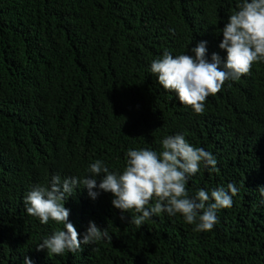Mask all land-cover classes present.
I'll return each instance as SVG.
<instances>
[{
    "label": "trees",
    "instance_id": "1",
    "mask_svg": "<svg viewBox=\"0 0 264 264\" xmlns=\"http://www.w3.org/2000/svg\"><path fill=\"white\" fill-rule=\"evenodd\" d=\"M242 2L0 0V264L26 256L33 264H264V61L207 97L202 115L150 71L165 50L191 54L201 41L209 62L213 53L223 61L222 29ZM175 134L217 160L216 171L201 165L189 178V196L239 188L210 231L166 212L137 226L131 217L140 213L81 186L64 202L68 220L79 240L94 222L111 243L59 256L36 250L63 225L27 215L23 200L34 186L56 175L84 178L97 160L122 174L127 151L159 154Z\"/></svg>",
    "mask_w": 264,
    "mask_h": 264
},
{
    "label": "clouds",
    "instance_id": "2",
    "mask_svg": "<svg viewBox=\"0 0 264 264\" xmlns=\"http://www.w3.org/2000/svg\"><path fill=\"white\" fill-rule=\"evenodd\" d=\"M222 35L219 48L226 52L223 61L213 53L209 62L207 42L201 41L190 49L191 54L174 57L165 50L150 65L158 84L174 92L179 103L197 115L204 113L207 97L216 95L226 81L250 74L254 63L264 61V0H243L229 16ZM161 144L159 154L150 149L127 151L126 165L119 175L97 160L90 164L84 178L68 177L62 181L56 175L50 186H34L23 200L27 215L38 218L41 224L51 220L63 225L62 230L44 238L36 250L59 256L82 251V244L92 245L102 239L111 243L112 236L107 229L98 228L94 222L89 223L83 240L78 239L79 233L68 220L70 212L64 202L81 186L92 199L100 191L111 193L113 207L121 212L140 213L131 217V223L137 226L154 214L166 212L173 216L179 214L187 224H195L194 231H210L218 222L217 211L232 206V198L239 188L229 183L227 189L219 187L210 192L200 189L189 196L186 188L189 178L200 171L201 165L216 171V158L203 148L191 145L182 134L165 136ZM101 174L103 178L97 185L96 177ZM97 188L98 191H93ZM258 190L264 197V187ZM153 199L156 202L149 207ZM23 264L33 262L26 256Z\"/></svg>",
    "mask_w": 264,
    "mask_h": 264
}]
</instances>
